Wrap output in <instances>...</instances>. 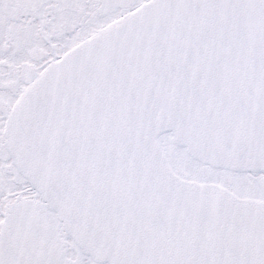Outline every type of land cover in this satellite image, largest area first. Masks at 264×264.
Segmentation results:
<instances>
[{
	"label": "snow or ice",
	"instance_id": "1",
	"mask_svg": "<svg viewBox=\"0 0 264 264\" xmlns=\"http://www.w3.org/2000/svg\"><path fill=\"white\" fill-rule=\"evenodd\" d=\"M0 264H264V0H0Z\"/></svg>",
	"mask_w": 264,
	"mask_h": 264
}]
</instances>
